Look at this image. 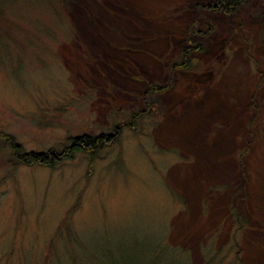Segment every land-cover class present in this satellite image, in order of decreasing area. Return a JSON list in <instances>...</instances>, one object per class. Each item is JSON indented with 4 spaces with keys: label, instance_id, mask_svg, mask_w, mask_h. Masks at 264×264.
Here are the masks:
<instances>
[{
    "label": "rangeland",
    "instance_id": "1",
    "mask_svg": "<svg viewBox=\"0 0 264 264\" xmlns=\"http://www.w3.org/2000/svg\"><path fill=\"white\" fill-rule=\"evenodd\" d=\"M215 1L0 0V134L120 132L52 167L0 139V264H264V0Z\"/></svg>",
    "mask_w": 264,
    "mask_h": 264
},
{
    "label": "trees",
    "instance_id": "2",
    "mask_svg": "<svg viewBox=\"0 0 264 264\" xmlns=\"http://www.w3.org/2000/svg\"><path fill=\"white\" fill-rule=\"evenodd\" d=\"M242 0H216L214 3H208L207 7H211L214 10H221L227 15H230L237 11L238 6ZM208 27V26H207ZM208 30V29H207ZM208 31L202 32V30H196L193 34L206 35ZM202 45L192 41V37L189 34L186 35L184 44L177 51L174 52L169 60L170 71H190L196 68L198 63L194 58V53L200 52ZM164 88L148 86L145 96L142 98L145 111L151 112L152 110H161L158 100L153 99V95H157L159 91ZM115 137V136H114ZM113 137V138H114ZM109 135H90L81 134L78 137L70 138L69 144L65 145L60 151L50 149L46 153L26 152L21 143L17 142L11 135L0 134V139L3 145H6L10 150V155L15 163L18 165L33 167L43 166L52 167L57 163L72 159L76 152H83L88 155H92L96 148L102 147L106 144L112 143V139ZM17 166V165H16Z\"/></svg>",
    "mask_w": 264,
    "mask_h": 264
},
{
    "label": "flooded vegetation",
    "instance_id": "3",
    "mask_svg": "<svg viewBox=\"0 0 264 264\" xmlns=\"http://www.w3.org/2000/svg\"><path fill=\"white\" fill-rule=\"evenodd\" d=\"M144 94H145V93H144ZM147 113H148V112L145 111V108H143V110H142L138 115L136 114L137 116H136V115H134V116L132 115V117H131L132 119H130V123H129V124H133V123H135L134 120H135L136 118L143 117V116H144L145 114H147ZM135 116H136V117H135ZM129 124H128V125H127V124H126V125L124 124V125H125V127H129ZM129 128H130V127H129ZM132 128H133V127H132ZM132 128H130V129H132ZM114 129H115L114 132H116V134L118 135V134L120 133L119 131L116 130V129H118V128L115 127ZM108 135H109L111 138H113V137L115 136V134H113V133H109Z\"/></svg>",
    "mask_w": 264,
    "mask_h": 264
},
{
    "label": "bare ground",
    "instance_id": "4",
    "mask_svg": "<svg viewBox=\"0 0 264 264\" xmlns=\"http://www.w3.org/2000/svg\"><path fill=\"white\" fill-rule=\"evenodd\" d=\"M205 115V114H204ZM203 118V115L202 116H199L198 118H195L193 121L196 123L197 121H199L200 119ZM177 137L180 138V139H188V133L185 132V131H179V133L177 134Z\"/></svg>",
    "mask_w": 264,
    "mask_h": 264
}]
</instances>
